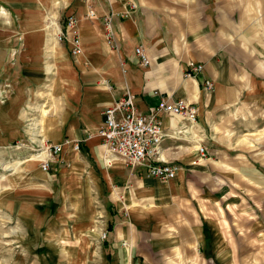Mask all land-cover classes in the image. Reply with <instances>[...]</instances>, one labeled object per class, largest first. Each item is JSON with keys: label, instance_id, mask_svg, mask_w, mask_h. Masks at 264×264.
Masks as SVG:
<instances>
[{"label": "crops", "instance_id": "1", "mask_svg": "<svg viewBox=\"0 0 264 264\" xmlns=\"http://www.w3.org/2000/svg\"><path fill=\"white\" fill-rule=\"evenodd\" d=\"M57 4L63 16L78 19L83 52L77 57L56 40L60 21L43 27V8ZM91 4L98 18L85 16L81 0H0V75L16 87L0 103V146L21 133L27 97L47 80L46 113L33 122L36 130L28 122L34 128L28 132L33 140H80L79 151L63 145L61 162L52 166L66 163L61 179L86 175L105 200L102 264L214 261L229 246L228 210L247 190L255 199L264 195V0ZM110 12L117 49L105 43L99 18ZM140 44L150 58L146 66L134 51ZM189 60L203 69L185 76ZM205 80L213 82L211 91L204 89ZM126 93L135 96L140 112L161 98H183L197 107V126L176 137L181 119L161 116L168 134L161 155L180 167L173 179L148 177L121 159L104 162V146L94 133L103 108ZM199 146L206 148L202 157ZM233 229L232 237H241L240 227Z\"/></svg>", "mask_w": 264, "mask_h": 264}, {"label": "rangeland", "instance_id": "2", "mask_svg": "<svg viewBox=\"0 0 264 264\" xmlns=\"http://www.w3.org/2000/svg\"><path fill=\"white\" fill-rule=\"evenodd\" d=\"M59 5L43 8V27L54 28L53 22H61L64 8ZM7 76L0 75V103L15 94L16 87ZM46 83L28 95L21 133L0 146V264H102L105 200L92 190L94 183L86 175L81 181L72 175L61 179L58 172L66 163L43 172L26 146H14L16 140L28 144L32 139L28 122L34 126L45 115ZM246 193L238 199L239 205L228 210L231 237L226 253L195 264H264V195L255 199L248 196L252 190ZM237 225L241 237L233 238Z\"/></svg>", "mask_w": 264, "mask_h": 264}, {"label": "built area", "instance_id": "3", "mask_svg": "<svg viewBox=\"0 0 264 264\" xmlns=\"http://www.w3.org/2000/svg\"><path fill=\"white\" fill-rule=\"evenodd\" d=\"M87 5L85 16L93 19L98 18L92 7L93 0H81ZM125 16H129L126 11ZM114 13L110 12L102 15L100 18L103 27V36L105 43L112 49H117L115 31L113 28ZM60 26L56 31V40L65 42L69 45L70 54L77 57L82 54L83 47L81 43L80 29L78 19L75 14L63 16ZM138 62L146 66L150 63L147 51L140 44L134 49ZM188 70L185 76H193L203 69L202 63H196L193 60L187 62ZM204 89L211 91L213 82L204 81ZM179 117L181 123L179 129L172 135L178 136V133H189L197 126L198 111L197 107L183 98L169 99L161 98L158 104L150 106L146 112H140L135 105V96L131 93L124 94L123 97L106 105L102 110L103 120L101 126L95 131L94 135L101 138L104 146V162L109 165L112 159H121L130 168L141 167L145 175L160 181L173 179L179 170V165L174 162L165 161L161 155V143L166 134L162 115ZM36 130V127L34 125ZM32 124H28V129H34ZM33 133H29L30 136ZM88 136H91L89 134ZM40 137V136H37ZM27 144L21 140L15 141V147L22 149L26 146L30 150L31 157H34L43 172L51 169L53 163L61 162L58 154L63 145L71 144L75 151L80 150V140L64 139L62 142H52L47 139L29 138ZM197 152L202 157L205 155L206 148L199 146ZM107 228L103 229L101 239H106Z\"/></svg>", "mask_w": 264, "mask_h": 264}]
</instances>
